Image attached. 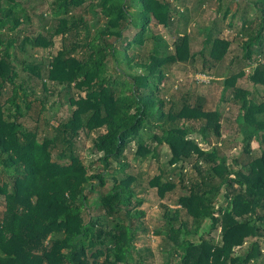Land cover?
I'll list each match as a JSON object with an SVG mask.
<instances>
[{"label":"trees","instance_id":"1","mask_svg":"<svg viewBox=\"0 0 264 264\" xmlns=\"http://www.w3.org/2000/svg\"><path fill=\"white\" fill-rule=\"evenodd\" d=\"M39 1L0 0V197L5 207L0 264H149L152 252L135 245L147 232L143 222H135L144 214L136 208L142 199L136 179L123 172L131 144L142 159L157 158L154 148L166 147L168 166L179 175L177 182L160 169L149 185L161 200L176 193L179 206L163 207L165 264H264V100L256 102L248 90L235 87L240 78L264 86V0H246L260 20L246 30L243 43L242 59L250 71L243 68L223 81L221 100L238 106L233 122L225 123L241 143L232 166L214 144L225 135L217 109L207 110L200 98L194 104L189 98L171 103L160 95L166 72L195 60L188 36L177 37L172 53L160 54L162 42L153 30H169L179 15L169 1L54 0L49 16L37 11L44 7ZM32 17L42 23L36 36L24 33ZM131 29L133 36L126 39ZM58 37L56 55L37 63L29 48H52ZM148 41L152 47L146 57L130 54ZM210 43L208 37L204 47ZM229 47L230 42L215 38L210 59L220 62ZM205 52L198 55L204 58ZM110 60L121 75L109 73ZM50 88L64 92L59 96L70 114L47 137L22 119L32 102L47 101ZM82 134L100 155L95 173L76 150ZM194 134L208 150L191 138ZM114 164L123 171L115 173L98 203L117 222L86 221L88 196L106 186ZM185 164L194 176L186 177ZM223 188L225 207L215 204ZM207 224L210 230L202 233ZM213 230L220 232L218 241L210 236Z\"/></svg>","mask_w":264,"mask_h":264},{"label":"rangeland","instance_id":"2","mask_svg":"<svg viewBox=\"0 0 264 264\" xmlns=\"http://www.w3.org/2000/svg\"><path fill=\"white\" fill-rule=\"evenodd\" d=\"M36 1V0H35ZM169 1L179 12L178 16L174 17L172 27L167 30L163 27H158L153 30L154 34L159 37L162 42V46L159 47L161 55H166L173 52V44L175 43L178 36H188L190 41V50L192 54H195V60L187 63L174 64L166 73L167 78L162 86L160 95L166 101L179 102L180 99H187L194 104L197 98H200L204 103L207 110H214L220 113L223 119L222 132L225 134L221 142H214L219 147V151L223 157H225L228 164H232V160L237 157L241 151V143L239 136L235 138L234 130L229 125L233 122L238 114V106L233 102L222 101L223 94V81L237 75L243 68L250 71V65H245L243 61V43L247 40L246 30L255 29L259 25V16L255 15L251 10L247 2L250 0H240L238 2L233 0H167ZM203 1V2H202ZM44 7L39 8L37 11L44 10L49 16V9L52 6L54 0H43L39 1ZM39 7L38 3L36 2ZM220 8V9H219ZM228 10L227 16L223 17L224 11ZM92 20V16L89 15ZM251 19L252 21H250ZM49 20V17H48ZM50 21V20H49ZM41 22L36 17H32V20L24 25V33L27 35L36 36L39 33V27ZM242 29V30H241ZM134 30H128L125 34V38H132ZM210 37L211 43L204 47L205 40ZM215 38H220L230 42V47L226 56L220 62H214L209 57V48L212 41ZM61 38L55 39L54 46L48 49H30V54L37 63H45L51 57L55 56L61 48ZM152 47V42H146L143 47H134L130 54L135 56H147ZM206 49L204 58L200 57L198 53ZM206 62V63H205ZM213 64H212V63ZM111 60L109 62V73L113 76L121 75L113 68ZM123 72V71H122ZM134 71L131 72V74ZM136 74V73H134ZM133 75V74H132ZM54 87V86H53ZM235 87L246 89L250 92L251 98L260 102L264 100V86H254L250 81L240 78L236 81ZM51 94L44 104L39 100L32 102L30 109L25 111V119L22 121L28 126H36L39 128L40 136H52V127H56L61 120H64L69 114L68 104L62 105L64 101L63 91H59L56 88H50ZM9 88L7 89L8 96ZM228 94V95H227ZM226 95L230 98V90ZM33 98V97H31ZM43 106V107H42ZM180 106V105H179ZM6 108H10L8 105ZM230 121V122H229ZM197 129L199 123H193ZM231 134V135H230ZM93 136H91L92 138ZM80 140L77 143L76 150L80 156L82 162L90 168V173H95L100 169L98 163L99 154L92 149V141L90 137L85 134L80 135ZM192 139H196L201 143L198 135L194 134L191 136ZM239 139V140H238ZM223 141V143H222ZM221 143V144H220ZM202 149L208 150L204 144L199 145ZM156 157H147L142 159L135 156L136 147L131 144L129 149L125 153V162L127 167L121 170L117 165H113V169L109 170V177L106 186L103 188H97V191L88 196L89 208L84 212V218L87 221L90 218H97L99 223L103 226H110L113 218L107 215L99 205L98 199L101 194L105 193L111 188L112 178L117 172L120 174L122 171L134 179V187L138 194V198L142 199V204L136 207L138 210L143 211V216L135 222H143L147 228V232L140 235L135 243L137 250L149 249L152 255L149 256V264H165V257L169 250L168 243L165 241L163 236V215L164 206L170 209L179 208L176 205L175 200L177 199L176 193L169 195L166 199L161 200L157 196V190L150 187V181L159 175V170L163 169L167 174H171L173 179L178 182L179 175L176 172L171 171L172 166H168L170 154L166 147L159 146L155 147ZM232 166V165H231ZM183 173L187 178L194 176L193 168L191 165H183ZM116 173V174H117ZM3 182V177L0 176V184ZM226 189H221V194L215 200V204L221 207H225L226 202ZM4 200L0 197V216L4 211ZM124 213H120L122 218ZM182 216V215H180ZM210 230V224H207L201 231L205 233ZM159 232V234H154ZM211 237L216 241L220 239L219 230H213ZM195 236L192 240L197 239ZM246 245V244H245ZM244 245V246H245ZM262 246V245H261ZM264 254V246H262ZM264 257V256H263ZM167 258V257H166ZM264 259V258H263ZM263 259L260 263L263 262ZM177 258H174L176 261Z\"/></svg>","mask_w":264,"mask_h":264}]
</instances>
